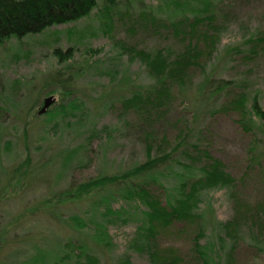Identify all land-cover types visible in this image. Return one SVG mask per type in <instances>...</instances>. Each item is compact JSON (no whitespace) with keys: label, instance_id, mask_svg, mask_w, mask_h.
<instances>
[{"label":"rangeland","instance_id":"obj_1","mask_svg":"<svg viewBox=\"0 0 264 264\" xmlns=\"http://www.w3.org/2000/svg\"><path fill=\"white\" fill-rule=\"evenodd\" d=\"M97 1L86 19L0 45V264H77L85 242L99 264H160L140 232L148 209L123 198L124 187L73 201L59 197L144 163L148 141L154 157L175 151L173 161L159 167L157 183L149 182L163 204L182 182L201 178L198 169L207 161L193 144L219 159L232 179L230 186L200 190L195 218L161 228L157 250L172 249L179 264H199L193 243L202 233L200 244H215L222 264H264V124L247 131L232 104L244 95L248 107L257 99L264 109V0H177L185 11L176 0H116L109 12ZM204 10L213 14L215 46L202 38L205 24L191 35L171 26L184 12L191 20L203 18ZM193 41L198 54L176 75L166 73L164 83L141 58L162 53L173 61ZM70 48L73 58L60 62L55 50ZM207 76L227 87L218 92L204 85ZM162 87L169 97L160 106ZM60 88L73 94L63 98L57 90L56 107L39 115L44 99ZM134 93L144 95L136 110L126 105ZM74 99L80 106L61 112ZM113 190L110 206L120 215L107 213L104 198ZM70 216L80 217L83 229L73 227ZM233 221L239 228L225 227ZM97 225L112 246L92 239ZM136 242L145 243L143 249Z\"/></svg>","mask_w":264,"mask_h":264},{"label":"trees","instance_id":"obj_2","mask_svg":"<svg viewBox=\"0 0 264 264\" xmlns=\"http://www.w3.org/2000/svg\"><path fill=\"white\" fill-rule=\"evenodd\" d=\"M104 2L106 3V6L103 8L106 12H109L116 4V0H104ZM175 3L179 8V11H185L186 7L184 4L177 0ZM97 7V0H0V45L13 38L23 39L29 35L43 33L52 27L81 21L90 17ZM204 13H206V15H204L203 18L195 17L190 20L186 12H184L182 21L171 24L174 32L177 34L179 29H186L189 35H191L197 31L198 25L205 24L207 28L206 31L202 32V38L209 40L211 44L215 46L216 36L214 37V34H210V30L216 31V28H212L210 25L212 24L213 14H209V10H204ZM252 43H254V41ZM54 54L60 62H67L73 58L74 51L71 48L66 51L57 49ZM197 54L198 45L193 41L192 43H189L187 52L178 54V57L173 61L163 57L164 55L162 53H159L154 58L152 56L150 57L148 54H141V58L146 62L147 66L150 67L152 72L157 75L158 82L164 83L166 73L169 75H176L178 70L182 69V66L185 63H189V58L191 59L193 57V61L194 56ZM56 78L57 81L61 79L59 74ZM204 83V85L210 86L218 92L226 88L228 84L224 81L216 82V80L214 81L210 76L206 77ZM62 84L64 85L65 82H62ZM153 88L151 91H153ZM57 90L63 93V98L73 94L72 91L61 88L52 91L51 94H55ZM147 94L148 96L146 99L151 96L149 93ZM168 94L169 90L164 87L157 90V99L160 106L164 105L163 100L169 97ZM143 99L144 95L135 94L132 99H129L126 102V105L133 107L135 110L139 109V104L144 102ZM246 101V96L241 95L236 100L232 101V104L236 109L242 111L243 118L240 123L244 129L250 132L253 131L254 128L256 129L257 123L264 124V109L259 105L260 103L257 99H255L249 107L246 105ZM56 103L53 104L46 113H49L51 108L56 107ZM78 106H80V104L74 99L67 105L63 104L62 107L64 109H61L63 110L61 112H64L67 115L68 112L66 110L74 112V108H77ZM259 145L260 143L254 146L253 151L255 153H258ZM146 147L148 160L144 163L132 167L125 171V173L121 172L112 175L98 176L97 178L74 187L73 190L60 193L59 197H61L62 202L73 201L84 195L109 189L110 187H117V191L124 187L120 190L121 192L119 191L123 198L133 199L134 201L136 200L135 202L137 205L143 204L148 209V211L143 214L147 219V227L145 230L140 228V232L141 234H144V242L147 243L146 247L152 261L154 263L160 262V264H179L180 259L175 256V252L172 249L157 250L155 239L158 231L161 228L168 229L176 222L193 220L195 218L193 210L198 205L197 201H199L198 196L201 192L200 190L213 188L219 185L230 186L232 179H230V176L223 169L224 166L219 159L212 157L207 150L200 149L196 144H193V150L197 151L198 158L200 157L202 160L207 161L205 165L198 169L201 173V178L191 185L187 180L182 182L179 188L175 190L177 194L168 195L166 203L163 204L157 196L151 193L149 189L151 184L149 182L157 183L158 176L156 174L160 169L159 167L167 165L169 162L166 164V160L173 161L169 159L172 158V154H174L175 151L154 157L153 151L155 146L148 141ZM258 156L253 158L254 162L258 161ZM188 188L189 190H187ZM117 191H110V196L104 198L107 202V213L109 215H111V213H116L118 215L121 214V211L113 212L110 206L111 200L114 199ZM68 220L73 227L79 230L80 228L83 229L85 226L84 221L78 216H70ZM234 225L239 228L238 223L234 221L229 222L225 227L233 230ZM96 227L98 228L92 237L95 243L98 246H112V238L106 233V231H104L105 227H99L98 225ZM201 237L202 233H199L194 239L195 243H193L194 254L197 256L198 263L222 264V262L218 261V258L222 257L219 248L215 244H209L207 246L202 245V243L200 244ZM85 243L86 244L82 246L84 247V250H82V254L79 255L81 260L78 261L77 264H99L96 257L88 255L90 248H92V243ZM136 243L137 245L134 247L137 248V250L143 249L145 243L142 242L141 245L138 244V242ZM84 255L86 256V259L85 261H82ZM229 258L232 260L233 256L229 255ZM41 259L42 257H39L38 260ZM39 262L40 261H38L37 264Z\"/></svg>","mask_w":264,"mask_h":264},{"label":"water","instance_id":"obj_3","mask_svg":"<svg viewBox=\"0 0 264 264\" xmlns=\"http://www.w3.org/2000/svg\"><path fill=\"white\" fill-rule=\"evenodd\" d=\"M57 102V98L52 95V96H49L47 98L44 99V104H43V107L42 109L39 111V115H43L45 114L48 109Z\"/></svg>","mask_w":264,"mask_h":264}]
</instances>
